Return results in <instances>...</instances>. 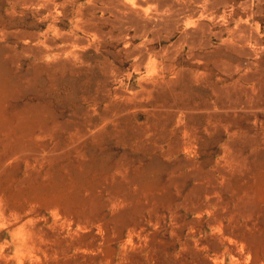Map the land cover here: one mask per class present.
Returning <instances> with one entry per match:
<instances>
[{"label":"rangeland","instance_id":"rangeland-1","mask_svg":"<svg viewBox=\"0 0 264 264\" xmlns=\"http://www.w3.org/2000/svg\"><path fill=\"white\" fill-rule=\"evenodd\" d=\"M0 264H264V0H0Z\"/></svg>","mask_w":264,"mask_h":264},{"label":"bare ground","instance_id":"bare-ground-1","mask_svg":"<svg viewBox=\"0 0 264 264\" xmlns=\"http://www.w3.org/2000/svg\"><path fill=\"white\" fill-rule=\"evenodd\" d=\"M57 208H58V207H57ZM53 209H54V208H53ZM54 210H55V209H54ZM55 211H56V210H55ZM56 212H58V211H56ZM57 217H58V216H57ZM31 220H32V219H31ZM31 220H30V221H31ZM28 223H29V222H28ZM63 223H64V222H63ZM60 228H61V227H60ZM61 231H62V230H61Z\"/></svg>","mask_w":264,"mask_h":264}]
</instances>
